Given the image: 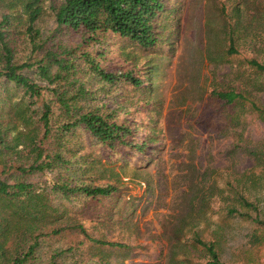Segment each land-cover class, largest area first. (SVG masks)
Returning <instances> with one entry per match:
<instances>
[{
	"label": "trees",
	"instance_id": "trees-1",
	"mask_svg": "<svg viewBox=\"0 0 264 264\" xmlns=\"http://www.w3.org/2000/svg\"><path fill=\"white\" fill-rule=\"evenodd\" d=\"M18 1L25 12L22 19L13 12ZM218 7L227 19L224 52L239 58L246 77L212 89L209 99L218 110H229L227 123L240 125L247 118L264 123V103L258 97L264 92V18L254 13L250 24L255 29L249 35L245 26L232 22L223 2ZM44 10L43 0H0V264H77L79 248L89 243L99 253L107 247H131L93 237L81 221L69 220L71 203L88 206L93 200L97 205L118 191L113 181L97 182L104 178L103 169L98 168L100 176L86 177L93 164L84 167L69 143L83 131L87 140L111 150H146L148 142L134 141L120 106L96 101L100 90L119 81L140 87L141 77L132 70L106 69L97 61L101 54L90 47L107 33L142 48L153 46L163 1L51 0L55 26L49 31L37 26ZM44 91L52 101L44 98ZM234 148L250 164L241 171L228 168L220 182L211 170L199 172L175 232L178 257L169 264H195L193 254L204 264H261L264 140L236 142ZM213 215L216 227L206 238L203 231L214 223ZM232 219L253 226L236 258L226 260L220 252L221 233ZM103 260L101 256L85 264H108Z\"/></svg>",
	"mask_w": 264,
	"mask_h": 264
},
{
	"label": "rangeland",
	"instance_id": "rangeland-1",
	"mask_svg": "<svg viewBox=\"0 0 264 264\" xmlns=\"http://www.w3.org/2000/svg\"><path fill=\"white\" fill-rule=\"evenodd\" d=\"M50 1L43 0L45 10L37 23L47 31L55 26ZM162 1L164 10L156 24L158 40L153 46L142 48L107 33L90 47L93 53L101 54L97 61L106 69L132 70L141 77L140 87L119 81L105 89L106 96V91L100 90L96 101L120 106L122 118L132 125L134 141L148 144L144 152L131 146L111 150L87 140L83 131L69 143V151L82 157L84 167L93 164L86 177L100 176L103 171L98 168L103 169L104 178L97 182L113 181L118 188L97 205L93 200H89L90 207L68 204L73 210L69 220L81 221L93 237L131 245L129 249L107 247L102 253L92 243L83 245L78 263L95 262L104 256L103 263L108 264H169L171 257H178L175 232L199 172L211 170L220 182L228 168L241 171L250 164L235 150L234 143L264 140V123L250 118L240 125L227 123L224 116L229 110H218L209 99L212 89L237 84L246 77L240 72L239 58L224 52L227 19L218 3L223 2L232 22L241 23L251 35L254 13L258 11L264 18V0ZM13 12L25 17L20 1ZM258 97L264 103V92ZM44 98L52 101L48 91H44ZM216 219L213 215L214 223L204 229V237L209 238ZM225 224L221 256L234 259L253 225L241 219ZM260 252L264 264V249ZM191 258L195 264H204L202 257L193 254Z\"/></svg>",
	"mask_w": 264,
	"mask_h": 264
}]
</instances>
